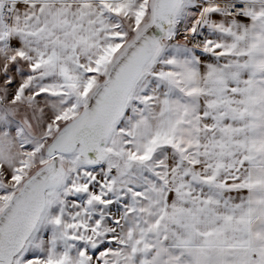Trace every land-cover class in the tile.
Segmentation results:
<instances>
[{"label":"snow or ice","instance_id":"snow-or-ice-1","mask_svg":"<svg viewBox=\"0 0 264 264\" xmlns=\"http://www.w3.org/2000/svg\"><path fill=\"white\" fill-rule=\"evenodd\" d=\"M0 264H264V0H0Z\"/></svg>","mask_w":264,"mask_h":264}]
</instances>
